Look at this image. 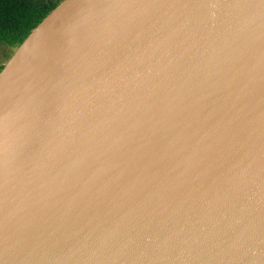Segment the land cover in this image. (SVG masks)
<instances>
[{"label":"water","instance_id":"obj_1","mask_svg":"<svg viewBox=\"0 0 264 264\" xmlns=\"http://www.w3.org/2000/svg\"><path fill=\"white\" fill-rule=\"evenodd\" d=\"M0 264H264V0H64L0 72Z\"/></svg>","mask_w":264,"mask_h":264},{"label":"trees","instance_id":"obj_2","mask_svg":"<svg viewBox=\"0 0 264 264\" xmlns=\"http://www.w3.org/2000/svg\"><path fill=\"white\" fill-rule=\"evenodd\" d=\"M63 1L0 0V43L12 48L7 61L31 31ZM5 64H0V72Z\"/></svg>","mask_w":264,"mask_h":264},{"label":"rangeland","instance_id":"obj_3","mask_svg":"<svg viewBox=\"0 0 264 264\" xmlns=\"http://www.w3.org/2000/svg\"><path fill=\"white\" fill-rule=\"evenodd\" d=\"M12 51V48L6 44L0 43V64H5L7 61L8 54Z\"/></svg>","mask_w":264,"mask_h":264}]
</instances>
